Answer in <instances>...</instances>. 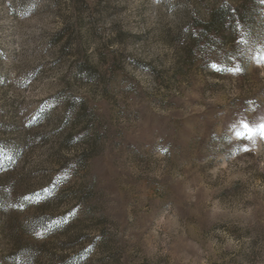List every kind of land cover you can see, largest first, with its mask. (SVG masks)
I'll return each mask as SVG.
<instances>
[{
  "label": "rangeland",
  "instance_id": "rangeland-1",
  "mask_svg": "<svg viewBox=\"0 0 264 264\" xmlns=\"http://www.w3.org/2000/svg\"><path fill=\"white\" fill-rule=\"evenodd\" d=\"M262 126L264 0H0V264H264Z\"/></svg>",
  "mask_w": 264,
  "mask_h": 264
},
{
  "label": "trees",
  "instance_id": "trees-1",
  "mask_svg": "<svg viewBox=\"0 0 264 264\" xmlns=\"http://www.w3.org/2000/svg\"><path fill=\"white\" fill-rule=\"evenodd\" d=\"M235 17L236 15L231 13L227 7L219 8L211 14L210 20L197 34L198 38L207 43H212L214 38L224 30L228 20L234 19Z\"/></svg>",
  "mask_w": 264,
  "mask_h": 264
},
{
  "label": "snow or ice",
  "instance_id": "snow-or-ice-1",
  "mask_svg": "<svg viewBox=\"0 0 264 264\" xmlns=\"http://www.w3.org/2000/svg\"><path fill=\"white\" fill-rule=\"evenodd\" d=\"M262 127H264V126H262Z\"/></svg>",
  "mask_w": 264,
  "mask_h": 264
}]
</instances>
